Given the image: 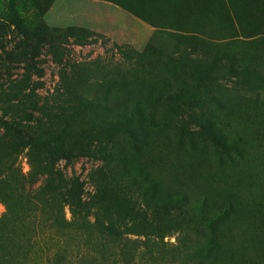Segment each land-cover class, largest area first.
I'll return each instance as SVG.
<instances>
[{
	"label": "rangeland",
	"instance_id": "374dc122",
	"mask_svg": "<svg viewBox=\"0 0 264 264\" xmlns=\"http://www.w3.org/2000/svg\"><path fill=\"white\" fill-rule=\"evenodd\" d=\"M34 141L81 155L55 166L89 201L65 206L85 230L65 264H264V0H0V178L49 179Z\"/></svg>",
	"mask_w": 264,
	"mask_h": 264
},
{
	"label": "trees",
	"instance_id": "16d2710c",
	"mask_svg": "<svg viewBox=\"0 0 264 264\" xmlns=\"http://www.w3.org/2000/svg\"><path fill=\"white\" fill-rule=\"evenodd\" d=\"M171 15V9H169L164 20L177 30L193 32L205 27L198 20L172 19ZM63 34L71 35L77 39L78 43L90 42L91 33L85 29L69 28L64 30ZM33 68L37 77L43 75L41 68L36 66ZM13 130L14 137H19L23 133L16 127H13ZM34 145L36 149H39V146L46 149L43 153L37 152L34 155L40 158L45 167H51L48 171L49 179H42L40 183L34 181L25 190L21 186L19 175L13 179H9L8 176L0 178V180L7 179L11 189L17 186L20 191V198L2 199L6 210L0 216V264H65L68 260V247L75 238H81L85 234V230L78 225L79 217H83L82 215L76 221L65 217V206L78 207V213H80L81 209L83 211V208L89 205V201L82 198L83 182L75 177L64 180L59 169L55 167L60 160L70 162L81 156L80 153L64 151L48 141H41L40 144L34 141ZM218 145L223 147V144L219 142ZM98 158L103 162L113 160L108 152ZM16 169L9 164L10 173ZM2 172L0 169V176ZM122 177L118 173L101 169L97 172L96 184L100 185V189L106 190L115 189L123 183L125 184L123 188L126 190L139 187L141 184L144 186L152 184L150 178L141 174L135 175L128 172ZM64 183L69 187H64L66 186ZM61 188L66 189L67 194ZM54 193L59 195V199H49L50 194ZM153 207L154 209L160 208L158 203ZM129 211L134 210L130 207ZM117 213L119 211L113 214ZM71 215L73 216V212ZM108 227L110 231L113 230V222H110ZM113 233V231L108 232L106 236L112 238Z\"/></svg>",
	"mask_w": 264,
	"mask_h": 264
}]
</instances>
